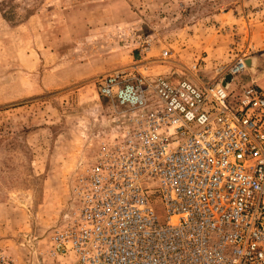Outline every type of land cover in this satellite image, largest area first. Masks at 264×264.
<instances>
[{
	"label": "built area",
	"instance_id": "built-area-1",
	"mask_svg": "<svg viewBox=\"0 0 264 264\" xmlns=\"http://www.w3.org/2000/svg\"><path fill=\"white\" fill-rule=\"evenodd\" d=\"M247 59L207 82L200 63L189 77L144 61L98 76L112 121L29 264H264V89L224 84ZM13 263L0 249V264Z\"/></svg>",
	"mask_w": 264,
	"mask_h": 264
},
{
	"label": "rangeland",
	"instance_id": "rangeland-1",
	"mask_svg": "<svg viewBox=\"0 0 264 264\" xmlns=\"http://www.w3.org/2000/svg\"><path fill=\"white\" fill-rule=\"evenodd\" d=\"M35 1L15 0L21 16L9 19L0 9V236L11 237L0 249L13 264H29V247L68 206L96 130L112 121L98 76L144 61L189 77L200 63L207 82L264 48V0H44L27 15ZM163 206L159 198L161 219ZM21 212L27 226L16 227Z\"/></svg>",
	"mask_w": 264,
	"mask_h": 264
},
{
	"label": "crops",
	"instance_id": "crops-1",
	"mask_svg": "<svg viewBox=\"0 0 264 264\" xmlns=\"http://www.w3.org/2000/svg\"><path fill=\"white\" fill-rule=\"evenodd\" d=\"M250 58L254 59V67L249 68L247 71L246 77H247V84L255 83L258 87L264 89V48H261L258 50V52H255ZM0 207H8V204L3 203L0 205ZM20 217L18 223L16 224V227L21 225V221H23V226H27L26 224V217L23 212L19 213ZM15 225H13L14 227ZM7 237L0 236V246L3 244H6L8 240Z\"/></svg>",
	"mask_w": 264,
	"mask_h": 264
},
{
	"label": "trees",
	"instance_id": "trees-1",
	"mask_svg": "<svg viewBox=\"0 0 264 264\" xmlns=\"http://www.w3.org/2000/svg\"><path fill=\"white\" fill-rule=\"evenodd\" d=\"M15 0H1L0 2V9L3 12V14L5 15V17H7L8 19L10 18V14H15L14 12H16V14L20 13L17 11V5L14 4ZM44 0H41L40 2L38 0L35 1V3L33 5H30L29 7H27V15H32L34 14V11L36 10V6L39 3H43ZM21 16V15H20Z\"/></svg>",
	"mask_w": 264,
	"mask_h": 264
},
{
	"label": "water",
	"instance_id": "water-1",
	"mask_svg": "<svg viewBox=\"0 0 264 264\" xmlns=\"http://www.w3.org/2000/svg\"><path fill=\"white\" fill-rule=\"evenodd\" d=\"M247 62V65L249 68H253L254 67V59L253 58H248L246 60ZM232 81V75L231 74H228L226 75L225 79H224V84L225 85H229V83Z\"/></svg>",
	"mask_w": 264,
	"mask_h": 264
}]
</instances>
